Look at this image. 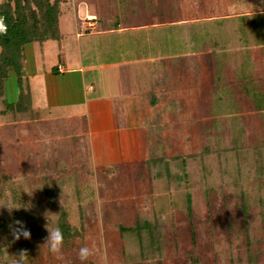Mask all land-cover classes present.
I'll list each match as a JSON object with an SVG mask.
<instances>
[{"label": "rangeland", "instance_id": "374dc122", "mask_svg": "<svg viewBox=\"0 0 264 264\" xmlns=\"http://www.w3.org/2000/svg\"><path fill=\"white\" fill-rule=\"evenodd\" d=\"M82 1L96 8L97 0H61L60 38L45 41L43 51L39 42L28 45L39 77L64 54L74 59L79 47L85 64L118 58L114 48L118 37L105 29L77 38L76 7ZM104 1L98 0L101 6ZM109 1L114 2L104 3ZM136 4L142 12L152 11L153 22L141 31L152 54L167 58L169 64L180 51L200 47L196 66L183 71L184 91L175 96L163 90L159 100L169 97V102L154 110L126 95L131 115L117 122L139 128L145 156L103 167L92 164L88 142L72 149L43 141L44 121L30 135L36 138L41 132L35 144L39 158L17 164L12 150L19 145L28 148L16 141L21 105L5 107L7 98L0 87V176L13 178L0 180V206L19 207L11 211L0 207V215L12 225L31 209L39 219L31 240L4 250L9 256L27 250L30 264H82L78 251L85 246L93 255L83 264H193L188 249L194 227L200 264H247L248 252L255 264H264V0H136ZM87 13L79 10L82 27ZM165 14L168 21L152 24L159 25L157 17ZM4 30L0 18V31ZM138 42L132 47L139 48ZM212 47L216 51L211 55ZM171 71L169 66L168 84L177 85L179 74L171 81ZM122 82L129 84L126 67ZM15 84L13 78L8 87ZM124 89L127 92L128 87ZM38 98L30 96L23 103L36 105ZM39 105L32 106L34 113H44ZM48 185L54 197L45 195ZM62 212L75 235L64 242L60 260L43 246L49 235L44 217L56 214L59 222ZM6 237L10 234L3 244Z\"/></svg>", "mask_w": 264, "mask_h": 264}, {"label": "crops", "instance_id": "0c3cea01", "mask_svg": "<svg viewBox=\"0 0 264 264\" xmlns=\"http://www.w3.org/2000/svg\"><path fill=\"white\" fill-rule=\"evenodd\" d=\"M113 1L112 3L109 1L110 6L104 3L105 0L102 7L97 0L95 9L82 1L76 7L75 19H78L76 25L80 32V29L84 28L81 26L83 20L81 15L89 12L87 15L97 16L95 24L97 30H87V32H81L82 34L77 32V38L85 35V33L88 36L95 35V31H100L96 34H101L104 29L110 34L117 35L118 40L114 43V48L118 53L116 60H109L100 64L93 62L85 64L79 47V54L74 59L71 55L64 54V59L61 58L62 60L60 59L59 63L51 69L44 70L42 77H39L36 62L31 63L29 60L28 45L30 43L26 45L23 69L25 79L23 82H25V90L28 89L30 96L40 97L37 99L40 102L36 101V105L32 103L26 110L18 112L21 117L15 123L18 134L16 141L27 144L28 153L25 155L24 152L27 150H23L24 148L22 149L20 145L14 148L12 153L17 164L20 165L19 162L24 160L39 158L37 152L35 153L37 148L35 144L36 140H40L41 132L36 133V138L30 137V135L39 129L42 121L46 125L45 128L44 126L41 127V130H46H44L45 138H42L43 141L50 140V144L62 143L64 145L61 147L65 146L72 149H76V146L86 145L88 142L92 150L90 159L94 166L112 167L111 165H119L120 163H134L139 158H144L143 150L145 147L143 148L141 131L138 127L135 128L134 125L121 126L117 122L118 119L121 120L123 117H130L131 115V109L127 107L124 97L127 95L134 100L138 98L137 101H142L145 108L154 110L155 107L159 109L158 105H161V102H169H167L169 97L159 100L158 95H161L163 90L175 96L181 95L184 91L183 71L196 66L195 58L200 47L180 51L174 61H169L168 64L167 58H158L152 54L150 46H148V37L141 32L152 21V11L143 9L142 12L139 6H136V0L128 3ZM135 6L136 9H134ZM143 6H145L144 3ZM147 18L149 19L147 20ZM157 18H159V25L152 23L153 25L160 26L163 21H168L166 14L165 18L159 16ZM176 21L178 20L174 22ZM167 23H173V21ZM138 40L141 43L139 48L132 47V42L136 44L139 43ZM43 44H40L41 47L39 48L42 51L45 49ZM142 46L144 48L147 46L149 49L145 51ZM214 50L216 51L212 47L211 55L215 53ZM169 66L172 70L170 80L172 81L179 74L176 78L177 80L180 77L177 80L179 86H177L178 83L174 85V82L168 84ZM124 67L128 70V86L122 82ZM12 74L16 84L9 88L8 82L13 79ZM5 82L4 95L7 98L6 101L16 102L20 94L17 75L10 72V76ZM170 86L174 88L168 90ZM124 87H128L127 92H125ZM144 98L145 101H143ZM39 104H42L44 113H34L33 108L36 109L35 106L40 107ZM56 107L59 111H56ZM51 149L56 151L58 147ZM76 154L80 153L77 152Z\"/></svg>", "mask_w": 264, "mask_h": 264}, {"label": "trees", "instance_id": "16d2710c", "mask_svg": "<svg viewBox=\"0 0 264 264\" xmlns=\"http://www.w3.org/2000/svg\"><path fill=\"white\" fill-rule=\"evenodd\" d=\"M62 13L61 0H3L0 1V18L3 19L5 30L0 31V87L4 90V81L10 76V72H14L17 75L20 94L16 102H5V107L9 105H21L17 112L26 110L30 106L24 104L30 98V92L26 93L25 87H23V69L26 58V45L32 42H39L43 44L49 39L60 38L59 30V18ZM53 70H56L53 68ZM2 90V91H3ZM24 108V109H23ZM8 174H2L0 180L11 181ZM49 191L48 185L44 189V193L48 198L54 197ZM22 195V194H20ZM51 195V196H50ZM50 203V201H49ZM36 211L31 209L24 212V217H18L19 220H23V224L31 233L30 239H24L21 237L19 240H15L11 234L8 222L4 217L0 215V264H6L3 257L5 255L4 246L20 245L31 240L39 227V219ZM150 226V223H147ZM35 225L37 227H35ZM58 226L61 228L64 234V242H67L70 237L75 235L72 226L69 224L66 213L62 212L59 219ZM40 230H42L40 228ZM38 230V232H41ZM10 237L3 240L4 236ZM193 244L188 249V256L193 264H200L201 260L197 253L198 238L196 231L192 229ZM16 242V244H15ZM248 245V250L250 249ZM249 261L247 264H255L256 259L252 257V254L248 252Z\"/></svg>", "mask_w": 264, "mask_h": 264}, {"label": "clouds", "instance_id": "9594fccd", "mask_svg": "<svg viewBox=\"0 0 264 264\" xmlns=\"http://www.w3.org/2000/svg\"><path fill=\"white\" fill-rule=\"evenodd\" d=\"M7 206L9 210L13 208L19 207H9L7 204L3 205ZM0 206V207H3ZM45 228L48 231L49 235L46 237L44 242V247L48 249V251L55 256L56 259H63L62 249L64 246V234L61 228L58 226L57 215L52 213H45ZM12 236L15 240H19L21 237L24 239H30L31 233L27 229V227L21 221H14L12 225H9ZM93 255V251L85 246L81 247L78 251V259L82 262L88 261V259ZM6 264H30V259L28 256L27 250H20L18 255L9 256L7 250L3 257Z\"/></svg>", "mask_w": 264, "mask_h": 264}, {"label": "built area", "instance_id": "2783aa9c", "mask_svg": "<svg viewBox=\"0 0 264 264\" xmlns=\"http://www.w3.org/2000/svg\"><path fill=\"white\" fill-rule=\"evenodd\" d=\"M96 20V15H88L87 19L83 21L84 28L79 32V34H82L81 32H86L87 30L95 28Z\"/></svg>", "mask_w": 264, "mask_h": 264}]
</instances>
